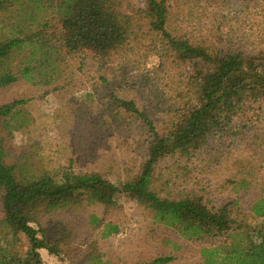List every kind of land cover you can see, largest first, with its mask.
Returning <instances> with one entry per match:
<instances>
[{"label":"trees","instance_id":"1","mask_svg":"<svg viewBox=\"0 0 264 264\" xmlns=\"http://www.w3.org/2000/svg\"><path fill=\"white\" fill-rule=\"evenodd\" d=\"M3 14L11 20L0 25V88L19 78L42 86L58 82L67 54L86 53L103 63L131 52L135 60H128L138 62L143 52L136 50L153 34L156 42L149 40L150 54L145 55V62L150 56L158 68L186 70L175 80L172 102L160 130L128 97L114 98L108 112L75 120L77 128L93 126L94 134L104 140L119 137L126 145L140 148L137 169L123 168L125 178H118L117 184L98 172L72 169V159L55 173L34 175L18 162H6L0 138V264H43L39 249L59 253L58 243L48 240L41 226L43 214L81 203L115 205L117 194L148 208L158 224L173 228L184 239L219 238L216 244L199 248L202 264H264V183L250 206L262 222L249 226L234 220L229 203L215 209L191 191L173 195L169 181L157 184L156 177L162 160L190 159L204 150L211 137L237 127L233 123L236 117L245 121L239 127L244 128L245 123L252 126L248 105L264 99V51L219 48L173 34L167 28V0H144L143 6L130 0H0ZM19 54L23 55L22 66L15 69L11 60ZM24 102L1 104L0 122L9 125L20 120L13 128H21L24 122L17 108ZM257 137L259 134L253 133L251 140L258 147ZM245 181L231 182L232 189ZM91 218L98 221L94 215ZM116 232V224L106 223L101 236ZM170 259L157 257L151 263Z\"/></svg>","mask_w":264,"mask_h":264},{"label":"rangeland","instance_id":"2","mask_svg":"<svg viewBox=\"0 0 264 264\" xmlns=\"http://www.w3.org/2000/svg\"><path fill=\"white\" fill-rule=\"evenodd\" d=\"M130 2L144 5V0ZM167 7V28L175 35L219 48L264 51V0H167ZM7 17L0 15V25L10 22ZM148 36L152 37L136 50L143 52L138 62L128 60L135 58L131 52L127 57L117 54L103 63L88 58L86 53L67 54L58 82L42 86L19 78L1 87L0 105L26 101L17 108L24 122L21 128H13L20 120L9 125L0 122L6 162H18L38 175L55 173L72 159V169L98 172L115 184L118 178L124 180L123 168L135 171L142 158L139 147L126 145L119 137L104 140L102 135L94 134L93 126L77 128L75 120L108 112L114 98L128 97L154 119L157 129L162 128L175 80L186 67H178L176 72L164 70L156 67L150 56L145 62V55L150 54L149 40L156 42L154 34ZM22 56L11 60L15 69L22 66ZM248 106L247 118L252 126L245 123L244 128L239 127L245 121L236 117L233 123L237 127L211 137L204 150L190 159L162 160L156 167V177L157 184L169 181L173 195L191 191L202 195L206 205L215 209L229 203L237 223L256 226L262 219L251 212L250 206L264 183V142H259V138L264 139V99ZM253 133L259 134L258 147L252 143ZM242 178L246 181L232 189L231 182ZM116 199L111 206L81 203L43 214L41 226L48 240L58 243L59 250L54 255L39 249L43 264H157L151 262L162 256L171 259L161 264H202L199 248L220 240L184 239L173 228L158 224L152 212L136 200L124 194H117ZM92 215L97 222L92 221ZM106 223L116 224L118 232L102 237ZM19 247L25 250L24 245Z\"/></svg>","mask_w":264,"mask_h":264}]
</instances>
